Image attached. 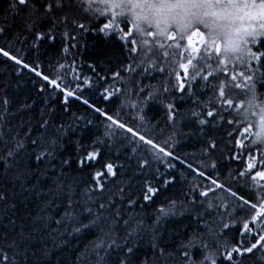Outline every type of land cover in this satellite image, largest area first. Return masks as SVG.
Returning a JSON list of instances; mask_svg holds the SVG:
<instances>
[{"label":"trees","instance_id":"obj_1","mask_svg":"<svg viewBox=\"0 0 264 264\" xmlns=\"http://www.w3.org/2000/svg\"><path fill=\"white\" fill-rule=\"evenodd\" d=\"M56 1L20 5L0 0V48L9 53L0 54V252L10 258L0 264H211L209 256L216 264H264L261 251L234 254L231 262L225 258L239 242H255L253 234H242V224L254 212L236 206L240 196L258 205L261 193L255 185L264 184L249 179L264 171V146L248 151L251 133L245 136L243 128L251 125L239 120L235 107L224 106L220 116L206 117L208 110L221 113V83L226 97L234 105L239 102L227 87L231 66L209 81L198 77L190 87L185 78L181 91L171 70L183 76L178 63L187 62L188 52L168 48L172 41H162L164 50L149 52L133 31L125 36L124 31L104 30L105 17L56 10ZM66 1L59 3L72 5L62 4ZM126 23L120 28L128 29ZM259 50H264V39L253 46ZM199 66L201 76L216 69ZM252 68L264 90V59L252 61ZM105 89L119 91L105 99ZM65 91L75 92L67 102ZM105 113L173 155L156 159L155 150ZM200 119L209 123L201 125ZM238 141L245 145L243 155ZM90 152H98V158L81 166ZM249 162L257 167L241 178ZM109 163L115 176L106 171ZM98 172L104 173L99 179L103 189L97 187ZM208 177L225 187L202 197ZM148 187L156 192L145 200ZM219 204L235 211L221 216L226 209L217 210ZM223 223L232 227L223 229Z\"/></svg>","mask_w":264,"mask_h":264},{"label":"clouds","instance_id":"obj_2","mask_svg":"<svg viewBox=\"0 0 264 264\" xmlns=\"http://www.w3.org/2000/svg\"><path fill=\"white\" fill-rule=\"evenodd\" d=\"M95 7L114 11L138 37L153 32L157 39L172 33L187 38L199 29L212 58L227 64L246 63L253 42L264 39V0H95ZM246 90L238 102L241 121L264 146V90L255 74Z\"/></svg>","mask_w":264,"mask_h":264},{"label":"snow or ice","instance_id":"obj_3","mask_svg":"<svg viewBox=\"0 0 264 264\" xmlns=\"http://www.w3.org/2000/svg\"><path fill=\"white\" fill-rule=\"evenodd\" d=\"M17 2L20 5H25L26 0H17ZM42 2H44V0H42ZM57 6H59V0H57ZM52 5H48V10L50 11ZM88 9L91 11L92 13V18H99V17H105L109 23H105L104 24V30H112V31H118V32H122L123 29L120 28V25L122 23H124V20L122 18H118L117 14L114 11H109V10H104L101 11L98 8L95 7V0H90L89 5H88ZM80 27H83V25H81ZM124 27L126 28H131V25L129 23L124 24ZM0 31H3V29H0ZM107 34V32H106ZM128 33H125V36H128ZM136 35V34H135ZM148 37H153V40H148V39H144V37H141L142 39V44L145 48H147V50L149 52L152 51L153 48H155L157 51L160 50H164L165 49V43H163L162 41H172V44L168 45V48H173V49H183V52H188L189 53V58L187 59V63H178V67L179 69L183 70V76H181L180 72L176 71L175 69H172V75H174L175 80H176V85H178L179 89L181 91H183L186 87L185 84V78H189L188 81V86L190 87L191 82L196 81L197 78H201L204 81H209L210 77H213L214 75L216 77H219L220 75L225 74L224 69L225 67L228 65L224 60H218L217 61V67L214 71H208L206 75H202L201 73L204 72V68L200 67L199 64L200 62H206L209 59H211L212 57V52L211 50H207L204 47V41H203V33L199 30L196 29L195 31H193L191 33L190 36H188L187 38H183V37H178L176 36L174 33L167 35L166 37H162L161 39H157L155 33L153 32H149L148 33ZM195 37H199V41L198 43L202 46V47H195L194 46V38ZM135 40H129L130 44H135ZM183 42V43H182ZM257 43H261V40H256L253 42V46L256 45ZM133 52L136 51L135 48L131 49ZM67 51V50H66ZM219 49H217V53H218ZM183 52L181 53V55H183ZM192 53H195V55H192ZM202 53V54H201ZM0 54H3L4 56H9V53L7 51H4V49L0 48ZM162 55L164 57H167L169 55L168 51H163ZM249 59L247 60L246 63H241V65L246 66L247 71L250 73L255 74V69L252 68V61H261L262 59H264V50H259V54L257 53V51H253V49H250L249 53H248ZM10 59L14 60L16 63L18 64H22L23 62L21 60H18L16 56H11ZM193 60H197V63L194 64ZM24 67H28L27 64L23 65ZM155 67V65H153ZM61 68H64V65L60 66ZM208 68H212L211 64H207ZM190 68H191V72L192 75L190 76ZM160 71H165V69L160 68ZM32 71H36L35 68L32 69ZM40 73H38L39 75ZM118 75V74H117ZM264 75V74H261ZM45 81L49 80L48 76H43L42 77ZM242 78V79H241ZM252 79V75H246L245 71H239L236 74H231L230 75V80H231V84L227 85V87H233L235 89H239V90H245L248 87V82ZM51 85L53 86H57L58 82L57 80H51L50 81ZM174 85V86H176ZM78 87V85H77ZM119 89H114V90H109V89H105V99H107L108 97H111L114 95L115 92H118ZM165 91H167V89H165ZM75 95L74 91H65L64 93V100L65 102H67L69 97H72ZM218 96L220 98L219 102L221 103L222 109H221V113H214L212 110H208L206 112V117H218L222 114L223 111V107L227 106V108L232 109L233 107H235V112L236 115L238 116L239 120L241 121V113H240V108H241V103H237L234 105L233 99H228L226 97V85L224 83H221L218 85ZM85 104H88L87 100L83 101ZM93 108L95 109V106L93 105ZM168 108L170 110V112L173 110V106L171 104L168 105ZM96 111H101L100 109H95ZM105 115L107 116V114L105 113ZM194 116H199L200 113H193ZM107 119L109 121H112V123L116 124L120 129H126L127 133H132L133 134V138L138 137L139 141L144 142L145 145L147 147L150 148V150H155V158L156 159H161L162 156L161 154H163V156L165 157H171L173 155V153L171 151H167L166 147H161V145L154 143V141L152 139H146L145 135H141L139 132H133L132 128H126V125L124 123H121L118 119H113V117L111 116H107ZM139 119L141 121L144 120V117L142 115L139 116ZM262 120H264V117L261 118ZM199 124L201 125H205L209 123L208 119H200ZM230 124V126L232 127H236L235 124H232V122H228ZM249 127H244L243 128V133L246 136L247 133L249 132ZM239 132V130H238ZM238 146L241 149V155L244 154L245 151V145L241 142H237ZM259 145L257 143L256 140H251L248 144V151H253L254 148L253 146H257ZM261 146V145H259ZM17 147H22V145H17ZM211 148H215V144H210ZM9 155H13V153H9ZM99 156L98 152H90L87 154V156L83 159L80 160L79 163L81 166H83L85 163L87 162H91V161H95ZM234 159H238L239 157L235 156L233 157ZM37 159H39V157H37ZM253 159H255V156H253ZM145 163H147V161H145ZM260 164L264 165V151H262L260 153ZM210 167H212L213 169H215L216 165L213 163L210 165ZM257 165L254 163H247L246 165V170L245 171H241L240 172V177L243 178L245 177L247 174L251 173V171L256 168ZM106 171L108 174L115 176L116 173L114 171V165L109 163L106 165ZM197 171H199V169H197ZM104 175L103 172H98L96 173V179H97V187L100 189H103V185L99 183V179L100 177H102ZM200 176H204L205 172H199ZM232 179H236L235 177H231ZM260 181H264V171H256L254 175H250L249 179L251 182H253L255 184V182L258 180ZM210 181V186L208 187L207 191H200L199 195L202 197H209L210 193H212L213 195L216 194V190L217 189H224L225 185L222 183H219L216 179H213L212 177H208L207 178ZM227 182V181H226ZM237 182H239L237 180ZM214 186V187H212ZM259 192L261 193V195L259 196L258 200L259 203L257 204H250L249 201L245 200L244 197L240 196L238 197V200L240 201L239 204H237L236 207L240 208L241 210H243L245 208V206H248V210L250 213L254 212V214L251 215V220L248 222H245L242 224V234L243 235H248V234H253L255 236V242L254 243H250L248 246H244V243L241 241L237 244V246L235 247H231L230 250H227L225 253V258L231 262L234 260V254L237 256H245L248 254H253L255 251H261L264 252V184H258L255 185ZM228 193L230 194L231 197L233 198H237V193L236 192H232V190L229 188L227 189ZM156 192L155 188L152 187H148L147 188V193L144 196L145 200H150L152 198V194H154ZM4 197L2 195H0V200H2ZM217 199H219V197L217 196ZM103 207V205L101 206ZM209 207H213V205L209 204ZM215 207L217 208V210H219L220 207H225V211L222 213H219V215L221 216H229L232 215V213L235 211V208H230L228 206H225L223 204H219V205H215ZM260 209V210H257ZM230 227H232V225H230L229 223H223L222 224V228L223 229H229ZM259 228L260 231L257 232L256 229ZM77 231H79V229H77ZM129 252L132 251L131 248L128 249ZM264 258V257H262ZM0 259L3 260H8L10 259L9 257H6L3 255L2 252H0ZM206 259L211 261V264H216V260L215 258H213L212 256L206 257ZM238 264H243V261L238 262Z\"/></svg>","mask_w":264,"mask_h":264},{"label":"rangeland","instance_id":"obj_4","mask_svg":"<svg viewBox=\"0 0 264 264\" xmlns=\"http://www.w3.org/2000/svg\"><path fill=\"white\" fill-rule=\"evenodd\" d=\"M90 0H67L66 2L62 3V4H66V3H70L72 4L71 6H63L59 3V6H57V1L55 2V6H53L56 10H61V11H75L80 12V15H85V16H91L89 12H91L88 9V5H89ZM67 5V4H66ZM123 29V28H122ZM124 33H128L130 35L131 31H133L131 28L128 29H123ZM199 37H195L194 38V46L195 47H202L199 43ZM189 56V53H187ZM202 54V53H201ZM192 55H195V53H192ZM194 63H197V60H193ZM217 61L216 59H213L211 57V59H209L206 62H200V65H207V64H211L212 67H217ZM187 63V62H186ZM231 66L230 68V75L231 74H236L239 72V70L237 69L236 65L239 67L245 68L246 66L238 64V63H233V64H229ZM242 79V78H241ZM230 92L233 94V96L235 97L236 101H240L245 95L247 90H239V89H235L233 87H230ZM252 138V135H251Z\"/></svg>","mask_w":264,"mask_h":264}]
</instances>
